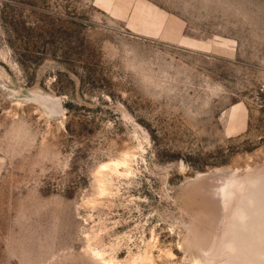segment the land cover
I'll return each mask as SVG.
<instances>
[{
    "label": "rangeland",
    "instance_id": "1",
    "mask_svg": "<svg viewBox=\"0 0 264 264\" xmlns=\"http://www.w3.org/2000/svg\"><path fill=\"white\" fill-rule=\"evenodd\" d=\"M258 188L264 0H0V264H264Z\"/></svg>",
    "mask_w": 264,
    "mask_h": 264
},
{
    "label": "bare ground",
    "instance_id": "2",
    "mask_svg": "<svg viewBox=\"0 0 264 264\" xmlns=\"http://www.w3.org/2000/svg\"><path fill=\"white\" fill-rule=\"evenodd\" d=\"M51 107H52L51 108L52 110H50L51 113H54V112L57 111L54 106H51ZM112 163H114V167H117L118 168V166L120 164H127V160L126 159L125 160H120V161L119 160H115V161H112ZM108 166H111V165H109L107 163H104L102 165V167H106V168ZM260 188H258L259 190L256 189L252 193L253 194H256V197L254 195L253 196L256 198V203H257V207L256 208L258 210V222H255V226H257V227H259V228L262 229V228H264V190L262 189L263 191H260L261 190ZM258 191H260V192H258ZM257 193H260L262 195V197L259 195V198L260 199L258 198ZM254 211H256V209ZM256 234H257V236H258V238L260 240L261 235H264V230L263 231H260V230H257L256 229ZM259 240H258V242L256 244H254L252 246L251 245L246 246L244 250H246V249H252L253 251H257L258 250V245H259ZM96 254L97 255H100V256L102 255V253L100 251H97ZM105 263L106 264H110L111 261H106Z\"/></svg>",
    "mask_w": 264,
    "mask_h": 264
},
{
    "label": "water",
    "instance_id": "3",
    "mask_svg": "<svg viewBox=\"0 0 264 264\" xmlns=\"http://www.w3.org/2000/svg\"><path fill=\"white\" fill-rule=\"evenodd\" d=\"M50 105L55 107V104L52 101H50Z\"/></svg>",
    "mask_w": 264,
    "mask_h": 264
}]
</instances>
